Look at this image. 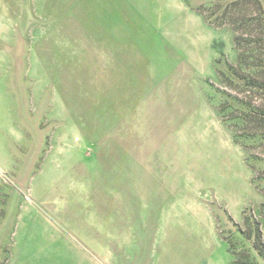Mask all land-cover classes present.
<instances>
[{
  "label": "rangeland",
  "instance_id": "1",
  "mask_svg": "<svg viewBox=\"0 0 264 264\" xmlns=\"http://www.w3.org/2000/svg\"><path fill=\"white\" fill-rule=\"evenodd\" d=\"M264 264V0H0V264Z\"/></svg>",
  "mask_w": 264,
  "mask_h": 264
},
{
  "label": "crops",
  "instance_id": "2",
  "mask_svg": "<svg viewBox=\"0 0 264 264\" xmlns=\"http://www.w3.org/2000/svg\"><path fill=\"white\" fill-rule=\"evenodd\" d=\"M204 262H205V261L202 259V263H203V264H204ZM225 264H228V260L225 261Z\"/></svg>",
  "mask_w": 264,
  "mask_h": 264
}]
</instances>
